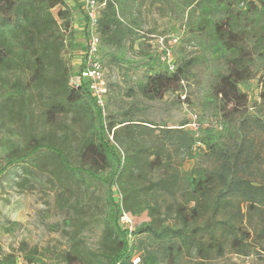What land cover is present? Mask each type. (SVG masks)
<instances>
[{
	"label": "trees",
	"instance_id": "trees-1",
	"mask_svg": "<svg viewBox=\"0 0 264 264\" xmlns=\"http://www.w3.org/2000/svg\"><path fill=\"white\" fill-rule=\"evenodd\" d=\"M137 1L106 0L98 19L103 67L107 62H129L125 60L124 44L134 29L128 23L132 22V14L126 8ZM154 1L160 2V8L173 4L197 12L190 31L207 30L213 54L228 65L226 74L218 73L211 98L221 115L222 127L237 139L230 149L218 132L204 129L196 136L188 129V149L215 156L218 169L198 170L189 176L184 204L176 206L179 227L156 228L142 223L133 225L128 232L119 223L122 213L137 215L141 210L136 212L134 208L149 207H141L137 201L140 188L127 186L125 179L141 168L140 164L150 170L162 168L164 151L153 148L152 159L142 157L139 151L132 155L122 152L120 144L126 145L133 128L142 125L126 118L110 122L107 112L105 129L89 92L83 87L68 86L77 69L73 65L75 53L82 50L73 28L81 13L77 0H0V174L23 164L41 170L47 167L55 178L73 180L84 189L101 187L105 193L100 248L83 252L72 237V243L60 255L62 264H132L136 258L137 264H157V255L152 251L134 258V239L145 234L164 245V254H173V264L181 252L177 240L206 259L213 248L222 254L215 236L217 216L223 209L233 207V199L238 201L237 216L250 220L256 214L264 216V185L239 175L249 163L244 145L246 129L253 127L264 135V33L257 35V27L264 20V0ZM143 56L149 61V71L136 85L142 98L154 101L168 92L182 91L192 60L181 61L170 73L159 65L156 55L147 52ZM252 80L258 84L255 99L248 95ZM159 130L160 141L174 137L175 129ZM111 131L112 141L108 136ZM173 184L174 181L160 179L151 187L170 192ZM115 187L120 190V198ZM241 203L245 213L241 212ZM204 215L207 218L201 226L195 225ZM240 230H235L232 246L244 254L245 248L252 246L251 234ZM200 231L209 236L210 242L198 236ZM257 238L264 240V226ZM253 246L264 257V249L260 250L255 242ZM21 251L19 262L14 253L4 254L0 248V264H45L37 248L25 246Z\"/></svg>",
	"mask_w": 264,
	"mask_h": 264
},
{
	"label": "rangeland",
	"instance_id": "rangeland-1",
	"mask_svg": "<svg viewBox=\"0 0 264 264\" xmlns=\"http://www.w3.org/2000/svg\"><path fill=\"white\" fill-rule=\"evenodd\" d=\"M156 2L138 0L134 6L126 8L127 13L132 14V22L128 23L134 29L124 44L125 60L129 62L117 65L107 62L104 67L110 84L107 109L110 122L126 118L142 125L133 128L132 138L125 140L126 145L120 144L122 152L132 155L139 151L148 159L153 158V148H160L165 153L162 168L150 170L140 164L141 168L134 169L125 179L127 186L140 188L137 201L141 207H149H137L134 208L136 212L141 210L137 215L128 214L134 227L142 223H151L156 228L166 225L179 227L181 223L176 206L184 204L183 195L188 190L189 176L198 170L215 171L219 167L215 156L188 149L187 135L191 127L187 124H197L200 130L218 132L230 149L235 147L237 136L231 137L222 127L221 115L211 98L218 73L226 74L228 65L223 58L213 54L207 30L190 31L195 25L197 12L194 14L181 5L173 4L160 8V2ZM240 6L244 7V4ZM263 23L264 20L257 27V35L264 33ZM168 34H176L180 38L179 44L173 47L176 63L192 60L193 64L180 93L168 92L162 99L150 101L142 98L136 90L137 83L149 71L146 65L149 61L143 54L157 55V37ZM257 94V81L252 80L248 95L255 99ZM161 127L175 129L174 137L160 141ZM77 128L75 126L78 133ZM245 136L249 163L239 175L264 185V135L251 127L246 129ZM160 179L174 181L170 192L151 187ZM114 191L120 198L119 188L115 187ZM237 203L233 199V207L223 209L217 216L215 236L221 243L222 254L213 248L203 259L194 249L187 250L179 245L177 240L181 252L175 264H264V257L253 246L255 242L260 250L264 249V240L257 238L264 226V216L256 214L251 220L246 216L241 218L237 216ZM240 207L245 213V205L241 203ZM105 215V193L101 187L84 189L73 180L53 177L50 168L41 170L38 166L24 164L0 174V248L4 254L14 253L19 262L23 255L21 249L27 246L28 249L37 248L45 264H62L60 255L69 242L72 243V237L83 252L99 249ZM207 215L195 225L201 226ZM237 229L251 234L249 243L252 246L245 248L244 254L237 253L232 246ZM198 236L210 242L205 232L200 231ZM133 245L134 258H141L147 251H152L157 255V264H173V254H164V245L147 234L135 237ZM137 262L136 258L132 264Z\"/></svg>",
	"mask_w": 264,
	"mask_h": 264
},
{
	"label": "built area",
	"instance_id": "built-area-1",
	"mask_svg": "<svg viewBox=\"0 0 264 264\" xmlns=\"http://www.w3.org/2000/svg\"><path fill=\"white\" fill-rule=\"evenodd\" d=\"M77 1L80 4L81 13L76 17L73 28L75 27L76 37L81 44L82 50L77 52L80 55V62L76 67L77 69L70 76L68 86L72 89L83 87L89 92L91 99L100 111L106 129L109 86L102 63L101 42L98 32V19L102 9L105 7L106 0L102 2L99 0ZM179 40L180 38L176 34L157 37L158 49L155 52L157 53V61L162 68L170 73L177 68V63L173 56V47L179 44ZM150 44L151 41L149 42ZM182 100H185L184 97H182ZM188 127H191L196 136L199 135L200 128L197 124H188ZM112 133L113 131L108 133L111 141ZM119 223L124 230L131 232L133 222L128 214L123 212L119 218Z\"/></svg>",
	"mask_w": 264,
	"mask_h": 264
},
{
	"label": "crops",
	"instance_id": "crops-1",
	"mask_svg": "<svg viewBox=\"0 0 264 264\" xmlns=\"http://www.w3.org/2000/svg\"><path fill=\"white\" fill-rule=\"evenodd\" d=\"M79 62H80V55H79V53H75V56H74V59H73V65L75 67H77L79 65Z\"/></svg>",
	"mask_w": 264,
	"mask_h": 264
}]
</instances>
